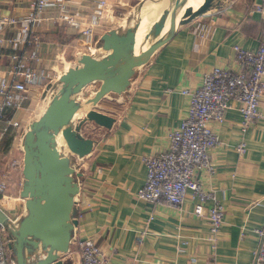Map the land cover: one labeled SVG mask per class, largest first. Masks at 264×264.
<instances>
[{
  "label": "crops",
  "instance_id": "1",
  "mask_svg": "<svg viewBox=\"0 0 264 264\" xmlns=\"http://www.w3.org/2000/svg\"><path fill=\"white\" fill-rule=\"evenodd\" d=\"M29 1L0 0V16L22 19ZM50 1L42 23L36 27L41 36L36 47L41 61L30 63L45 80L59 79L84 54L96 57L101 36L130 24L142 0H107L105 8L100 7L99 0ZM61 2L63 10L59 9ZM257 7L264 9V0H220L181 25L145 65L136 69L122 93L117 114L94 107L115 122L111 129L88 123L82 132L94 145L76 164L81 176L77 178L80 191L74 198L73 217L78 225L69 251L61 255L63 261L79 264L77 241L92 239L107 264H256L261 244L257 230L264 227V95L260 115L244 131L236 102H232L223 123L209 124L218 138L210 152L214 171H200L197 177L203 190L213 194L225 210L217 233H212L207 213L202 217L194 213L190 196L180 207H174L142 201L136 193L146 176L144 157L165 152L170 134L188 114L190 99L182 92L200 87L203 75L214 67L237 70L235 45L257 50L264 35V11ZM69 16L78 22L68 24ZM87 25L93 29L91 53L86 52L82 33ZM16 36H22L19 24L0 30V79L10 76L14 50L9 40ZM41 85L29 90L22 110H8L6 116L17 120L38 96ZM19 130L2 133L0 128V180L10 172L9 187L0 195V208L9 218L14 217V222L26 214L25 201L20 192L15 194L16 186L22 188L24 183L22 167L12 168L9 163L21 145ZM242 143L245 152L240 154L238 146ZM11 155L2 165V159ZM211 205L212 201L206 203V207Z\"/></svg>",
  "mask_w": 264,
  "mask_h": 264
},
{
  "label": "water",
  "instance_id": "2",
  "mask_svg": "<svg viewBox=\"0 0 264 264\" xmlns=\"http://www.w3.org/2000/svg\"><path fill=\"white\" fill-rule=\"evenodd\" d=\"M188 2L142 0L124 30L113 29L101 36L99 47L105 52L102 57L84 54L78 66L67 68L59 77L58 92L24 135V183L20 198L25 201L26 214L14 230L12 227L8 230L14 238L9 248L17 264H28V257L39 250L44 258L36 264H69L61 255L69 251L78 225L73 211L74 198L80 191L77 178L81 174L76 172L71 156L58 149V139L72 156L83 158L91 153L94 141L82 135L85 125L93 123L111 129L115 122L113 117L94 107L108 94L124 93L136 69L145 65L181 25L205 13L220 0H202L197 8ZM144 14L148 16L147 29L136 51L137 32ZM91 83H99L94 96L87 101L93 108L75 123L74 118L82 107L77 96ZM9 222L0 210V224L5 228Z\"/></svg>",
  "mask_w": 264,
  "mask_h": 264
},
{
  "label": "built area",
  "instance_id": "3",
  "mask_svg": "<svg viewBox=\"0 0 264 264\" xmlns=\"http://www.w3.org/2000/svg\"><path fill=\"white\" fill-rule=\"evenodd\" d=\"M66 1V0H63ZM50 0H30L27 14L22 19L0 16V30L9 25L19 24L22 36L9 40L14 53L10 56V76L0 79V128L3 132L20 128L16 119L6 116L8 110H22L29 99V90L40 86L45 77L30 68V63L38 64L41 57L36 47L41 36L36 27L42 23ZM101 8L108 6L107 0H99ZM59 9H65L61 2ZM258 11H264L257 7ZM68 24L78 22L74 16L66 18ZM86 47L91 50L93 29L87 25L82 30ZM32 48V51H29ZM238 69L214 67L203 75L201 86L194 90H184L189 96V108L181 126L169 136L168 149L157 155L144 157L146 176L136 193L138 199L150 203H167L180 207L187 196L194 200V213L197 216L209 215L210 228L217 233L224 215L223 206L213 194L203 190L197 174L200 171L213 173L210 152L217 145L218 138L209 124L211 121L223 123L232 102L242 116V131L259 115V104L264 95V35L255 51L238 45L233 47ZM0 134V143L2 138ZM240 154L245 152V144L238 146ZM12 168L22 167V161L10 163ZM10 172L4 173L0 180V195L7 190ZM212 205L206 207V203ZM261 244L256 253V264H264V227L257 230ZM14 238L7 234L0 224V264H17L9 246ZM79 264H107L102 252L92 239H79Z\"/></svg>",
  "mask_w": 264,
  "mask_h": 264
},
{
  "label": "rangeland",
  "instance_id": "4",
  "mask_svg": "<svg viewBox=\"0 0 264 264\" xmlns=\"http://www.w3.org/2000/svg\"><path fill=\"white\" fill-rule=\"evenodd\" d=\"M126 27H123L121 30H124ZM99 44H96L97 48H99V50L95 51V55L96 57L100 58L102 57L105 52L99 47ZM86 52L91 53L90 49H87ZM78 62L75 64V66H78ZM75 66H71V67H75ZM55 77H51V79L47 78L43 84L45 83V85H41L42 89L39 90L38 92V96H36L34 98V101H32L31 103L29 102L26 105L25 110L22 111L21 115H19V117H17L19 123H20V130H19V140L18 142L21 141V145L19 143V147H17L16 149V153L13 156L12 160L9 161V158L12 157L11 156H7L6 158H3L1 161V164L3 165V163H7L9 161V163L13 162L14 160H19L22 161L23 159V148H22V140H23V136L24 134L29 130L30 125L36 121L37 119H39V117L44 113L46 107L48 106V100L58 92V89L61 87L60 83H59V79H55ZM99 88V83H91L90 85H88L81 94H79L77 96L78 101L82 103V107L80 108V110L77 112L75 118H76V122L78 121L79 118H82V114L84 113V111L88 108H91L92 105L91 103H87V101L92 98V96L94 95V92ZM122 96V97H121ZM123 97L124 95L122 94H108L107 96H105L103 99L100 100V102L97 104L99 109H102L104 113L106 114H117V112L119 111V109L121 108V104L123 102ZM93 108V107H92ZM109 116V115H108ZM58 144H64L62 140L58 139ZM58 149L60 150L61 153L65 154L66 156H71L72 159V163L75 166V170L77 171V162L81 159H78V157L76 156H72L69 151L65 148L61 149L58 146ZM15 157V158H14ZM14 178H16V176H14ZM9 187V186H8ZM21 188L20 185L16 186V190H15V194H17V196H19V192H20ZM16 197V196H15ZM0 210H2V208H0ZM3 211V210H2ZM4 212V211H3ZM5 213V212H4ZM6 214V213H5ZM9 218V216H8ZM13 220H15L14 217L9 218V224H7L6 228V232L7 234H9V229L14 230V226L16 227L18 222H14ZM45 254V253H44ZM44 258V255H42L40 253V251H36L33 255L29 256L27 261L28 264H36L39 260H42ZM64 256H62V260H63Z\"/></svg>",
  "mask_w": 264,
  "mask_h": 264
},
{
  "label": "bare ground",
  "instance_id": "5",
  "mask_svg": "<svg viewBox=\"0 0 264 264\" xmlns=\"http://www.w3.org/2000/svg\"><path fill=\"white\" fill-rule=\"evenodd\" d=\"M201 2H202V0H189L188 5L192 6L194 8H197L201 4ZM147 22H148V16L146 14L142 15V23H141L140 28L137 32L136 51H138L140 48L142 38H143L145 31L147 29ZM58 146H59V148L63 149L65 145L64 144H58Z\"/></svg>",
  "mask_w": 264,
  "mask_h": 264
}]
</instances>
